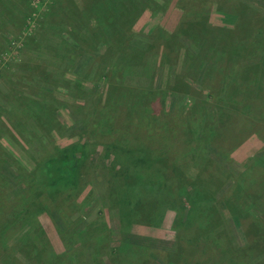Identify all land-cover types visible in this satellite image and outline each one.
Masks as SVG:
<instances>
[{"label":"trees","instance_id":"1","mask_svg":"<svg viewBox=\"0 0 264 264\" xmlns=\"http://www.w3.org/2000/svg\"><path fill=\"white\" fill-rule=\"evenodd\" d=\"M86 1L91 5L89 10L92 14L89 12L90 20L88 21L91 23L88 27L89 23L87 22V27L82 28L85 32L80 36L85 38V42L87 40L91 41L90 44L94 45V49L89 50L88 47L84 46L83 52H78L81 57L76 62L74 73H80L83 70V80L81 79V81L84 82L85 79L86 83H91L90 79L99 68L100 79H108L111 92L115 88L111 80L116 83H119L117 79L123 81L121 84L127 88V91L130 87L132 88V90L130 89L132 95H129L128 92L123 95V101L119 106L117 115L125 124V129L130 130V133L122 134L118 142L111 141L104 144L101 154L97 158L91 157L90 145L88 148L87 144L81 142V140H76L63 147H57L55 153L48 156L44 164L38 165L35 169L33 176L30 178V188L28 187V192L26 191L27 194L21 200L20 205L26 207L30 197H36L34 199L39 198L44 201L40 205H43L47 212L53 214V216L55 213L59 215L52 217L56 221L55 224L58 230H62L61 237L66 247L68 246L66 243L68 230L72 225L70 219L72 214L79 216L80 210L85 205H91L92 200L105 202L109 198L111 201H109L110 207H107L108 210H118L120 211L119 214L129 212L133 217L132 223L137 225L148 224L146 220L151 222L155 214L163 218L166 211L175 213L173 227L176 232V245L175 255H173L175 258L172 259L177 264H190L191 257L194 256L196 257L194 264H211L215 256L217 260L212 264H264V174L256 179L255 184L243 194L239 201H231L225 194L236 180L224 181L225 177L220 172V168L214 166L215 162L220 164V161L216 159L218 158L217 155L220 153L225 156L224 150L227 144H232L240 132L244 133L241 136L244 139L252 133V130L259 134H261V130L264 131L258 129L257 123H254L255 119H253V116L257 115L256 110L253 109V103L259 102L260 112L264 111V85L257 83L260 87L253 98L249 94H244L238 99V92L245 82L243 81L245 74L248 71L250 73H264V56L262 58L261 55V47L264 50V12L255 6L251 7L246 0H231V2L230 0H224L234 4L232 7L235 10L236 20L232 27H218L210 22L212 13L209 3L213 0H178L181 8L186 9V7H189V11L184 13L181 22L178 24L176 36L183 34V36H189L190 39L194 40L193 48L197 45L198 54L202 52V55L206 54V56L202 59L198 55L193 62L207 63V67L205 73L200 68L202 66L199 67V78L185 77L182 80L181 74L175 71L173 63L170 62V74L168 79L165 80L167 88L164 89L165 92L163 90L159 92L158 89H155V80L157 78L156 56L159 53L157 48L161 41L154 34L147 35L134 31L133 25L141 12L131 14V10H133L131 0ZM217 1L223 2L222 0ZM21 3H23L21 0H18V2L16 0H0V29H3L2 23L7 24L13 18L17 21L18 19L15 18L28 15L30 0H25L23 5H20ZM136 3L137 5L140 4V2ZM6 5L12 6L8 9ZM165 6L169 8L168 1ZM13 8L15 9L13 10ZM157 9L159 10V7ZM219 10L222 13L225 11L223 8ZM81 13H84V11ZM74 17L78 21L79 14L74 15ZM73 27L77 28L74 25ZM52 28L54 27L52 26ZM102 32L107 35H101ZM6 33L3 29V37L7 36ZM253 35L258 38L257 47L259 51L257 59H254L257 64H246L243 70V68L237 66L236 61L239 60L238 58H247L252 51L248 46V40L251 36L255 37ZM67 38L66 59L72 57L69 55L70 39L72 40V37L67 36ZM165 38L166 40H162L168 43L163 55L165 53L167 56L170 38ZM75 41L78 43L77 39ZM3 42L0 39V53L5 45ZM42 42L51 43L52 38L47 36L40 41L31 40V42L28 39L27 45L39 46ZM78 44L80 49L81 43ZM239 45L247 47V49L240 48ZM73 46L75 44L71 45V47ZM254 50L256 51L255 48ZM208 51H211L209 58L207 56ZM230 51L232 61L236 64V69H234L236 78L225 83L218 95L216 92L220 84L216 88L209 84L212 88V98L209 100L206 99V96L204 101L200 102L199 100L204 93L199 91L197 86H203L202 77L204 79L207 75L209 76L208 80L215 77L214 85L220 79L219 76L223 77L221 82L227 78L229 72H224V70H226L225 62ZM78 54H75L72 61H69L74 62ZM102 56H105L106 59L105 62L101 63ZM261 61L263 62L260 64ZM33 64L29 69L34 74L33 77L37 78L36 75L39 74L42 77L43 74V77H40L41 79L35 85L40 84L42 81L46 83L48 88L61 89L59 81L56 83L46 82L48 78H54V76L43 62ZM45 70L47 71V79ZM194 70V66H189V71ZM187 79L189 81H186ZM199 80L200 83H198ZM174 87L182 94L188 92V90H195L198 94V101L196 99L197 95L195 100L199 104L194 112L191 110L190 113H187L186 108L182 107L179 112L181 115L179 121L168 124V119L171 116L170 110H161L157 105L159 106L162 103L161 105L166 106L168 96L173 93ZM33 89L35 90V87ZM253 90L255 89L253 88L251 91ZM19 96L20 94L17 95V97ZM31 97L37 96L31 95ZM32 98H25L24 101L20 100L25 105L24 110L14 107L13 118L23 111L25 113V115L23 114V123L22 120H17L19 118H15L16 120L13 121L14 127H18L21 136L26 137L27 132L35 128L41 121L43 132H45L44 126L46 125V128L49 126V131L53 130L54 136L60 134L51 125L52 120H54L51 109L52 104L47 100L48 104L45 103L40 111V108L34 105L33 102L35 101H30ZM52 99L56 106L58 99ZM180 100L175 101V111ZM212 100H216L217 105L220 106V111L217 113L212 112L215 110V107L214 110L211 109ZM65 104L70 108L75 118V124H80L78 122L81 119L74 112V108L79 105L74 103ZM61 105L63 107V104ZM82 106L85 108L84 104ZM113 108L115 109L111 102L110 109L113 111ZM143 110L151 111L145 113ZM133 111L135 112L134 115ZM197 113L200 115H196ZM193 118L198 121L195 124L197 126L191 128L194 123ZM28 119H32V127H27ZM77 119L79 120L77 121ZM86 122L88 123V120ZM249 123H252V125L254 123L255 126L252 128L247 127ZM70 126L65 128H70ZM82 126L85 127V121H83ZM244 126L247 128L242 129ZM162 131H167L165 138L170 141L182 133V136L177 140L181 142L182 147L186 143L187 148L183 151L180 150L178 154L170 155L166 143L146 144L148 143L146 139ZM136 135L137 137H135ZM97 142L95 140L93 143L96 148L99 145ZM35 148L38 149L39 146L32 144L28 152L31 154L30 151ZM195 151L201 153L200 162L195 160L197 155L194 154ZM108 157L113 158L111 172L106 166H99L100 161L106 164ZM190 158L193 164L201 163L197 180H193L186 175ZM254 159L264 167V148ZM45 168L48 169V173H46ZM92 170L95 171L94 176L97 181L104 187L102 195L94 191L95 187L90 182H86L88 172ZM101 171L107 172L109 175L104 176ZM51 172H55V174ZM129 175L134 178L133 183L129 181ZM252 178L246 182H249ZM220 179L223 181V185L220 183ZM231 190L233 189L231 188ZM82 193L84 195L80 197ZM257 200H260V202ZM53 208L54 211L51 210ZM17 212L14 213L16 214L15 217H21V211ZM61 213L64 214L61 215ZM97 216H99V213ZM31 218L35 219L33 228L37 227L39 232L37 233L35 230V232L24 233L13 247H9V252L3 255L2 252L6 251L5 247H8L9 241L7 242L6 239L1 238L0 264H48L47 258L49 256L47 254L49 251V254L52 252L51 259H57L56 264H79L76 252L73 254L67 252L66 255L58 254L51 243L48 244L46 251L40 255L36 251L35 246L38 244L36 239L39 238V234L44 239L46 238L42 234L44 231L40 222L36 220L35 216ZM77 221H75V224H77ZM233 222L236 227L238 225L239 231L237 229L236 232L245 237L246 241L244 242L247 244L242 245V247L236 245V236L233 235ZM5 224L6 222L2 225ZM97 225L99 224H89L87 229L84 230V234H91V231L98 227ZM5 229L2 226L0 227L1 231ZM74 240H76V237ZM102 240L99 239L98 241L101 242ZM134 245L139 246V248L145 247L141 244L138 245V242ZM72 247L73 245L67 249L70 250ZM127 248L130 251L129 253L134 256H144L146 254L135 253L134 246L131 244ZM198 253L200 254L196 255ZM202 254L207 256V260H201ZM117 256H119L118 251ZM127 256L123 257V261Z\"/></svg>","mask_w":264,"mask_h":264},{"label":"rangeland","instance_id":"2","mask_svg":"<svg viewBox=\"0 0 264 264\" xmlns=\"http://www.w3.org/2000/svg\"><path fill=\"white\" fill-rule=\"evenodd\" d=\"M21 1L23 3L20 5H23L25 0ZM167 1L170 4L169 8L165 6ZM222 1L223 2L213 0L209 3L211 5L210 10L212 13L210 22L218 27H232L236 20L235 10L232 7L234 4H230L231 0L230 2ZM16 2H18V0H16ZM130 2L132 3L131 5H133L131 14L141 12L139 18L135 20L133 25L134 31L137 33H145L147 35L154 34V36L161 41L157 48L159 53L156 56L157 78L155 80V89H158L159 92H162V90L165 92L164 89L167 88V82H165V80L168 79L170 74V62L173 63L175 71L181 74L182 80L185 77H192L194 79L199 78L200 66H202L200 68L204 71L203 73H205L207 63L193 61L198 55L203 59L206 54L202 55V52L198 54L197 51H199V49L197 45L193 48L192 45L195 44V42L190 39L189 36L186 37L185 35L183 36V34H178L176 36L177 26L181 22L184 13H188L189 7H186L187 10L182 9L178 0H131ZM136 2H140V4L137 5ZM246 2L251 7L255 6L264 12V0H246ZM6 6L9 9L12 5ZM136 6L137 10L135 11ZM89 7H91V5L86 0H30V12L27 16L25 15L22 18H15L18 19L17 21L13 18L7 24L2 23L3 29L7 32V36L3 37V29H0V39L2 42L4 40L3 43L5 44L0 53V95H7L6 97L8 100L0 97V120L5 125V130L3 134L0 135V227L2 226L6 228L4 231L0 230V239L4 238L7 242L9 241V245L8 247H5L6 251L4 250L5 252H2V255L9 252V247H13L15 242L19 241V237L24 233L31 231L35 232V230L37 233L39 232L37 227L33 228L35 219L31 217L35 216L36 220L40 222L44 231L42 234L46 238L44 239L42 235L39 234V238L37 237L36 239L38 244L35 247L40 255L46 251L48 244L50 245L51 243L52 247L58 254L66 255L67 252L70 254L76 252L79 258V264H177L176 261L172 259L175 258L173 255H175L176 245V232L173 227L175 213L173 212L166 211L163 218L155 214L151 222L146 220L150 225L145 223L144 225H137L136 223H132L133 217L129 212L126 214H119L120 211L118 210H108L107 207H110L109 201H111L109 198L106 199L105 202L92 200L91 205H85L84 208L80 210L81 212H79V216L72 214V217L70 218L72 225L68 230V240L66 241L68 246L66 247L65 242L61 237L62 230H58V227L55 224L56 221L53 220V217L57 214L55 213L53 216V214L47 212L46 208L43 205H40L44 201H41L39 198L34 199L36 197H30L26 207L20 205L21 200L28 192V187L30 188V178L33 176L35 169L38 165L44 164L47 157L55 153L57 147H63L76 140H81V142L87 144L88 148L90 145L89 151L91 157L97 158L101 154L104 144L111 141L118 142L120 140L119 137H121L122 134L130 133V130L125 129V124L117 115L119 106L123 101V95L127 92L129 95H132V88L130 87L131 90L129 89L127 91V88L121 84L123 81L117 79L119 83H116L114 80H111L115 85V88L111 92V86L108 79H100L99 68L90 79L91 83H86L85 79L84 82L81 81L84 74L83 70H81L80 73H74L76 62L78 58L81 57V54H78V52H83L82 50L84 46L88 47L89 50L94 49V45L90 44L92 43L91 41L87 40L86 42L89 43H86L85 38L80 36L85 32L82 28L84 26L87 27V22L90 20L91 11L89 10ZM158 7L159 10L157 9ZM221 8L225 10L223 13L219 10ZM14 9L15 8H13V10ZM83 11L84 13H81ZM77 14H79L78 21L74 17V15ZM88 23L89 27L91 22ZM73 25L77 28L75 29ZM52 26L54 28H52ZM104 32L108 33L107 31ZM104 32H102L101 35H107ZM47 36L52 38L51 43L42 42L39 46L27 45L28 39H30V42L31 40L40 41ZM67 36L72 37V40L70 39L69 55L74 58V55L78 54L74 62L69 61H72V57H68L67 59L65 57L68 40ZM165 37L170 38L167 56L165 53L163 55L168 43L163 41L166 40ZM75 39H77L78 43H81L80 49L78 48L79 44ZM257 41L258 38L256 36L250 37L248 40V46L252 51L248 54L247 58H238L240 61H236V58L235 61L238 63L237 66L245 68L246 64L256 62L254 59H257V53L259 51ZM72 44H75V46L71 47ZM239 46L240 48L247 49V47L242 45ZM254 48L256 51H253ZM210 52L211 51L207 52L208 58ZM191 53L192 55L190 56ZM263 53L264 50L261 47L262 58L264 56ZM56 57H58V59H56ZM105 59L106 57L102 56L100 59L101 63L105 62ZM40 62H43L52 71V75L54 76V78H48L47 71L45 70V77L46 79L48 78L46 82L56 83L59 81L61 89L48 88L46 83L42 81L40 84L35 85V83L43 77V74L42 77L39 74L36 75L38 76L37 78H34V74H32L29 69L34 65L33 63ZM262 62L263 61H261L260 64ZM225 65L226 70H224V72L228 71L229 73L227 74V78L222 82L221 79H223V77L220 76V79L215 85V77L209 79L210 82L208 80L209 76L206 75L204 79L202 77L203 86H197V89L204 93L199 100L200 102L204 101L206 96V99L210 100L212 98V88L209 84L214 88L220 84L216 92L218 95L222 91L225 83L236 78L234 71V69H236V64L232 61L231 51L226 58ZM189 66H194L195 70L189 71ZM23 76H25V78H23ZM263 79V72L250 73V71H248L243 79L245 82L238 92V99L244 94H249L253 98L260 87L257 83H262V85H264ZM186 81L189 80L187 79ZM12 83H15L14 86L19 89V99H30L32 98L31 95L37 96L30 101H35L33 103L40 108V111L44 104L47 103V100L52 104L51 109L54 114V120L51 119V125H53L55 130H58L60 134L54 136L53 130L49 131L48 129L50 128L49 126L46 128V125L44 126L45 132H43L41 128L42 122L40 121L35 128L27 132L25 135L26 137L21 136L18 127H14L13 121L16 120L15 118H19L17 120H22L23 114L25 115V113L23 111L18 115L16 114L17 117L15 118L10 116L14 107L19 109V104L15 102V99L14 103L10 100L15 92L14 88H11ZM198 83H200V80ZM33 87H35V90ZM253 88L255 90L251 91ZM196 95L198 101V94L195 90H188V92L182 94L181 91H178L174 87L173 93H170L168 96V103H166V106L161 105L162 103L160 102L161 104H159V106L157 105V107L161 108V110H170L171 116L168 119V124H173L179 121V117H181L179 112L182 110V107L186 108L187 113H190L191 110L194 112V109L199 104H197L195 100ZM52 98H56V100L58 99L56 106ZM177 99L181 100L175 111L174 105ZM111 102L115 107V109L113 108V111L110 109ZM65 103L79 105L74 108V112L77 114V117L81 119L78 122L80 124H75V118L73 117L70 108H68ZM215 103L216 100H212L211 109L214 110L215 107V110L212 112L217 113L220 111V106ZM61 104H63V107ZM83 104L85 105V108L82 106ZM6 105L7 109L3 111ZM258 106L259 102L253 103V109L256 110L257 114L253 116V119H255L254 123H257L256 125L258 129L264 130V111L261 113V108L259 109ZM143 111L148 113L151 110ZM134 114L135 112L133 111V115ZM196 115L200 114L197 113ZM78 120L79 119H77V121ZM86 120H88V123ZM83 121H85L84 128L82 126ZM193 121L194 123L191 128L197 126L195 124L198 120L193 118ZM21 122L23 123V120ZM254 123L253 125L252 123H249V126L247 127H254ZM32 126V119H28L27 127ZM69 126L70 128H65ZM8 127L10 130H8ZM247 127L244 126L242 129ZM6 130H8V132H5ZM243 134V132H240L236 137L237 140L235 139L230 145L227 144V147L224 150L226 153L225 156L220 153L217 155L218 158L216 159L220 161V164L216 162L214 163L215 167L220 168V172L225 177L224 181L236 180L231 187L233 190L230 188L225 194V196L231 201H239L243 194L255 184L256 179L264 174V167L254 159V157L264 148V131L261 130V134H259L256 133L255 130H252V133L244 139L241 138ZM166 135L167 131H162L159 134L157 133L146 139L148 142L146 144L166 143L170 155L178 154L180 150L183 151L187 148L186 143L184 145L185 147H182L180 145L181 142L177 140V138L182 136V133L171 141L165 138ZM135 137H137V135ZM95 140L99 143L97 148L93 145ZM32 144H37L39 148L32 149L30 154L28 151L31 149ZM196 148L198 147L196 146ZM194 154H197L195 160L199 161L201 153L195 151ZM203 155L206 157L205 154ZM191 160L192 159L190 158V161H188L189 167L186 175L193 180H197L200 174L199 167L201 163L193 164ZM112 163L113 158L108 157L106 159V164L105 162L100 161L99 166L104 165V167L106 166L111 172ZM259 166L261 167L260 170H258ZM45 171L48 173L47 168H45ZM88 173L86 182H90L92 186L95 187L94 191L96 193L98 192L99 195H102L104 187L95 178V171L92 170ZM101 173L104 176L109 175L107 172L101 171ZM248 173H251L255 177L249 182H246V180L242 181L248 176ZM52 174H55V172ZM252 175L249 176V178L252 177ZM129 181L132 183L134 182V178L131 175H129ZM219 181L223 185V181H221V179ZM83 195L84 194L82 193L80 197ZM257 201L260 202V200ZM64 208L66 209V207ZM18 210L21 211V217L16 218V214L14 213ZM51 210L54 211V208ZM98 213L99 216H97ZM63 214L64 213H61V215ZM122 215L123 217H121ZM78 219L79 221H77ZM75 221H77V224H75ZM4 222H6V224L2 225ZM89 224L99 225L91 231V234L87 235L86 233L84 234V230L87 229ZM232 225L233 235L236 236V245L239 247L246 245L247 243L244 242L246 241L245 237L239 232H236L238 225L236 227L234 222ZM105 236L106 238L104 239ZM75 237L76 240H74ZM99 239L103 240L99 242ZM136 242H138V245L141 244L145 247L139 248V246H135L134 244ZM129 244L134 246L135 253L146 254L144 256H134L129 253L130 251L127 248ZM72 245L73 247L68 250L67 248ZM117 251L119 256H117ZM49 253L50 251L47 254L49 256L47 258L48 264H56L57 259H51L52 252L51 254ZM199 254L200 253L196 255ZM125 255L128 256L123 261ZM202 256V261L207 260L206 255L202 254ZM191 258L190 264H194L196 257L194 256ZM216 260L217 257L215 256L211 261V264Z\"/></svg>","mask_w":264,"mask_h":264},{"label":"crops","instance_id":"3","mask_svg":"<svg viewBox=\"0 0 264 264\" xmlns=\"http://www.w3.org/2000/svg\"><path fill=\"white\" fill-rule=\"evenodd\" d=\"M12 82H15V81H12ZM14 84L15 83H12V85H11V88H14V94H13V96L10 98V100L11 101H13V103H14V99H15V102H17L19 105V108H20V110H24V104H22L21 103V101L20 100H22V101H24V98H22V99H19V97H17V95H18V92H19V89L18 88H16L15 86H14ZM8 87H10V86H8ZM9 90V89H8ZM9 91H11V90H9ZM8 94V93H7ZM7 95H4V94H2V95H0V97L1 98H6L5 100H8V98L6 97ZM4 106V105H3ZM7 109V105L4 107V109H3V111L4 110H6ZM13 110H14V108L12 109V111H11V113H10V116L12 117V113H13ZM5 119V118H4ZM4 130H5V125H4V123L0 120V135H2L3 134V132H4ZM8 130H10V128L8 127ZM8 130H6L5 132H8ZM0 149H1V147H0ZM260 166H259V168H258V170H260ZM248 176H246L242 181H247L248 179H250L249 178V175L251 176L252 174L251 173H248L247 174ZM252 177H255L254 175H252Z\"/></svg>","mask_w":264,"mask_h":264}]
</instances>
